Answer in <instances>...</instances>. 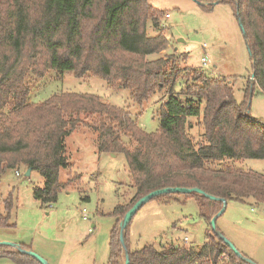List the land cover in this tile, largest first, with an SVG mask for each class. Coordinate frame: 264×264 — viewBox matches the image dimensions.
<instances>
[{"label":"trees","instance_id":"16d2710c","mask_svg":"<svg viewBox=\"0 0 264 264\" xmlns=\"http://www.w3.org/2000/svg\"><path fill=\"white\" fill-rule=\"evenodd\" d=\"M196 1L208 12L216 2L235 11L246 33L254 83L248 81L244 99L238 102L230 81L202 74L183 97L170 94L161 110L160 130L147 133L128 112L98 96L63 93L31 103L26 76L44 77L49 70L79 78L98 76L112 88L128 89L140 104L174 85L178 74L166 70V60L145 61L168 47L165 37L147 35L148 22L158 26L163 16L149 0H0V177L21 167L38 171L45 184L34 189V198L51 206L73 182H60L61 170L70 166L66 139L71 133L88 128L96 134L100 152L124 155L135 195L110 215L117 221L107 264H125L122 220L151 192L198 188L227 202L264 209V175L226 164L264 160V122L250 113L255 88L264 95V0ZM192 118L200 120L204 145L196 146L189 136ZM164 196L194 199L211 227L223 208L220 200L196 193H168L153 200ZM13 202L12 196L4 200L2 228H16L10 224ZM130 224L126 230L130 264H252L237 256L213 229L201 250L174 244L132 250ZM3 258L40 264L7 246H0Z\"/></svg>","mask_w":264,"mask_h":264},{"label":"rangeland","instance_id":"374dc122","mask_svg":"<svg viewBox=\"0 0 264 264\" xmlns=\"http://www.w3.org/2000/svg\"><path fill=\"white\" fill-rule=\"evenodd\" d=\"M149 3L163 16L158 26L148 22L147 35L165 37L168 47L147 56L145 61L166 60V70L174 69L178 74L174 85L156 91L140 104L132 100L128 89L112 88L101 77L79 78L74 73L59 74L49 70L44 77L27 74L30 102L44 103L63 93L98 96L128 112L147 133L160 130L161 110L170 94L184 95L189 87L199 83L197 79L202 74L230 81L237 101L242 102L248 81L254 83L253 61L232 7L218 4L208 12L193 0H149ZM167 14H170L168 19ZM205 54L211 58L209 70L202 65ZM250 113L264 122V95L257 87ZM82 118L85 119V115ZM199 123L196 118L189 120V136L196 146L205 144ZM66 150L70 166L61 170L60 182H73L60 191L58 200L49 208L33 195L34 189L43 188L45 184L38 171L27 177V170L21 167L0 177V213L5 212L4 200L12 196L14 207L10 224H16V228L0 227V243L23 246L49 264H107L110 234L117 221L110 215L117 205L129 204L135 195L130 187L126 158L122 154L113 156L100 152L96 134L88 128L71 133L66 139ZM226 164L264 175V160L247 159ZM84 210L87 219L83 218ZM216 227L253 264H264V209L229 201ZM211 229L201 217L194 199L186 201L184 196H164L147 203L133 218L129 246L138 250L148 245L160 249L174 244L201 250ZM0 264L18 263L3 258Z\"/></svg>","mask_w":264,"mask_h":264},{"label":"water","instance_id":"95a60500","mask_svg":"<svg viewBox=\"0 0 264 264\" xmlns=\"http://www.w3.org/2000/svg\"><path fill=\"white\" fill-rule=\"evenodd\" d=\"M194 2L200 4L199 2H197L196 0H193ZM215 5H218L219 2H216L214 3ZM239 22H240V26L242 28V31H243V34L244 36H246V33H245V30H244V27H243V24L242 22L240 21L239 19ZM254 77V75H253ZM252 77V79H253ZM113 156H115L114 154H112ZM31 172L32 170L29 169L26 173V176L29 177L31 175ZM168 193H181V194H192V193H196V194H199V195H202L210 200H220L222 203H223V208L221 209V211L212 219L211 221V225H212V229L213 231L215 232V234L222 240L224 241V243L229 246L233 251L234 253L239 256L240 258L246 260L247 262L249 263H252L251 260H249L248 258H246L245 256H243V254H241L239 252V250H237V248L234 246V244L229 240L227 239L216 227V222H217V219L222 216L225 211H226V207H227V201L226 200H223V199H218L214 196H210L208 194H206L205 192H203L201 189H198V188H192V189H188V188H171V189H162V190H157V191H154V192H151L150 194L146 195L145 197H143L140 201H138L132 208L131 210L125 215V218L124 220L122 221L121 223V243L124 247V250H125V258H126V261H125V264H130V261H129V256H128V253H127V247H126V230L129 226V224L132 222L133 218L136 216V214L139 212V210L145 206L147 203H149L150 201H152L154 198H156L157 196L159 195H162V194H168ZM0 246H7V247H11V248H14L16 249L17 251H19L20 253L22 254H25L27 256H30L32 258H34L35 260H37L40 264H49L44 258H42L41 256H39L38 254L32 252V251H28V250H25L23 249L21 246L19 245H14V244H11V243H0ZM194 247V246H192ZM253 264V263H252Z\"/></svg>","mask_w":264,"mask_h":264},{"label":"built area","instance_id":"2783aa9c","mask_svg":"<svg viewBox=\"0 0 264 264\" xmlns=\"http://www.w3.org/2000/svg\"><path fill=\"white\" fill-rule=\"evenodd\" d=\"M166 18H170V14L166 15ZM205 50H208L207 46H204ZM202 65L205 69H210L211 67V58L209 56V54H205V56L202 58ZM19 175V173H17ZM83 218L87 219L88 218V214L86 213V210L83 211ZM185 241L187 242L188 239L186 238Z\"/></svg>","mask_w":264,"mask_h":264},{"label":"crops","instance_id":"0c3cea01","mask_svg":"<svg viewBox=\"0 0 264 264\" xmlns=\"http://www.w3.org/2000/svg\"><path fill=\"white\" fill-rule=\"evenodd\" d=\"M31 174H32V172H31ZM49 207H51V206L49 205V206H48V208H49ZM261 217H263V216H261ZM89 231H90V232H92V230H91V229H90ZM13 249H14V248H13Z\"/></svg>","mask_w":264,"mask_h":264}]
</instances>
